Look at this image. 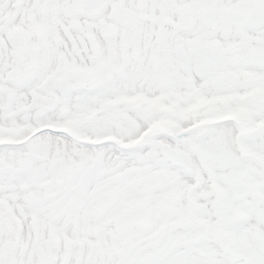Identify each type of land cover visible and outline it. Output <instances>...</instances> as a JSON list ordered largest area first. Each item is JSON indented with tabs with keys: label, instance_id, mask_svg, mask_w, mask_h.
<instances>
[{
	"label": "snow or ice",
	"instance_id": "obj_1",
	"mask_svg": "<svg viewBox=\"0 0 264 264\" xmlns=\"http://www.w3.org/2000/svg\"><path fill=\"white\" fill-rule=\"evenodd\" d=\"M0 264H264V0H0Z\"/></svg>",
	"mask_w": 264,
	"mask_h": 264
}]
</instances>
